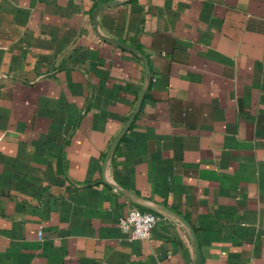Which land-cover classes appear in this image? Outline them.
I'll return each instance as SVG.
<instances>
[{
	"label": "crops",
	"instance_id": "crops-1",
	"mask_svg": "<svg viewBox=\"0 0 264 264\" xmlns=\"http://www.w3.org/2000/svg\"><path fill=\"white\" fill-rule=\"evenodd\" d=\"M108 1L0 0V264H197L182 222L102 181L147 82L96 30ZM98 28L151 70L107 179L190 221L203 264H264V0H127Z\"/></svg>",
	"mask_w": 264,
	"mask_h": 264
},
{
	"label": "water",
	"instance_id": "water-1",
	"mask_svg": "<svg viewBox=\"0 0 264 264\" xmlns=\"http://www.w3.org/2000/svg\"><path fill=\"white\" fill-rule=\"evenodd\" d=\"M127 2V0H110L106 3H103L101 4L100 6H98L94 12L92 13V18H93V21H94V25L96 27V30L98 32V34L103 38V39H106L108 41H111L117 45H119L120 47H123L125 49H128V50H131L133 53H135L144 63L145 65V70H146V73H147V82H146V85L145 87L143 88L142 90V93L137 101V104H136V107L133 111V113L131 114V116L129 117V119L127 120V122L125 123L124 127L122 128V130L118 133V135L115 137V139L113 140V142L111 143L106 155H105V158H104V162H103V166H102V174H103V178H102V181L112 187H114L115 189H117L119 192H121L122 194L128 196L129 198H131L132 200H134L135 202L147 207V208H150V209H154V210H159V211H164L166 213H169L171 215H173L174 217H176L180 222H182L186 227L187 229L189 230L190 232V235L192 237V240L194 242V245H195V249H196V261H197V264H203V259H202V252H201V249H200V244H199V239H198V236H197V233L194 229V227L192 226V224L190 223V221H188L183 215L165 207V206H162V205H159V204H156V203H153L151 201H146L145 199L137 196V195H134L133 193H131L130 191H128L127 189H125L124 187L110 181L107 179V175H106V172H107V168L109 166V163H110V160L118 146V144L120 143L121 139L123 138V136L126 134V132L128 131V129L131 127V125L133 124L137 114L139 113L141 107H142V104H143V101L145 99V96L150 88V85H151V70H150V66H149V63H148V60H147V57L144 53H142L141 50L137 49V48H134V47H131V46H128L116 39H113V38H110L106 35H103L100 31H99V28H98V17L100 15V13L107 7V6H111V5H116V4H123Z\"/></svg>",
	"mask_w": 264,
	"mask_h": 264
},
{
	"label": "built area",
	"instance_id": "built-area-1",
	"mask_svg": "<svg viewBox=\"0 0 264 264\" xmlns=\"http://www.w3.org/2000/svg\"><path fill=\"white\" fill-rule=\"evenodd\" d=\"M158 217L150 211H144L138 207H131L126 215L119 218V225L129 240L144 239L151 236ZM42 238L43 231H38Z\"/></svg>",
	"mask_w": 264,
	"mask_h": 264
},
{
	"label": "trees",
	"instance_id": "trees-1",
	"mask_svg": "<svg viewBox=\"0 0 264 264\" xmlns=\"http://www.w3.org/2000/svg\"><path fill=\"white\" fill-rule=\"evenodd\" d=\"M147 94H148V92H147ZM147 94H146V96H147Z\"/></svg>",
	"mask_w": 264,
	"mask_h": 264
}]
</instances>
